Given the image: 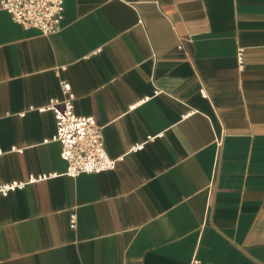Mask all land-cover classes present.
Segmentation results:
<instances>
[{"label": "crops", "instance_id": "0c3cea01", "mask_svg": "<svg viewBox=\"0 0 264 264\" xmlns=\"http://www.w3.org/2000/svg\"><path fill=\"white\" fill-rule=\"evenodd\" d=\"M63 81L113 170L66 174L48 108ZM13 183L0 264H264V0H67L52 35L0 11Z\"/></svg>", "mask_w": 264, "mask_h": 264}, {"label": "built area", "instance_id": "2783aa9c", "mask_svg": "<svg viewBox=\"0 0 264 264\" xmlns=\"http://www.w3.org/2000/svg\"><path fill=\"white\" fill-rule=\"evenodd\" d=\"M67 0H0V11L11 15L12 19L25 29H37L44 35H52L63 28L65 4ZM238 60L243 65V51L238 53ZM61 99L51 100L48 108L54 111L56 135L54 141L61 144L62 157L68 164L67 175L77 177L81 174H99L113 170L117 162L124 158L113 159L104 147L102 127L94 117H82L75 113L76 95L69 82H61ZM203 95L206 94L202 90ZM153 141L155 137H149ZM145 144H138L132 151H139ZM45 179V176L32 177L30 183ZM25 183H13L3 186L0 195L23 188ZM77 226V216H72L71 227ZM191 264L204 263L197 257Z\"/></svg>", "mask_w": 264, "mask_h": 264}]
</instances>
